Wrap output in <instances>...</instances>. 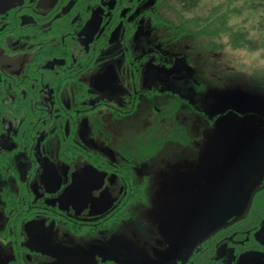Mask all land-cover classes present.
<instances>
[{"label":"flooded vegetation","instance_id":"flooded-vegetation-1","mask_svg":"<svg viewBox=\"0 0 264 264\" xmlns=\"http://www.w3.org/2000/svg\"><path fill=\"white\" fill-rule=\"evenodd\" d=\"M164 1L10 0L0 10L4 18L0 34L8 31L13 38L11 54H0V63L9 58L11 69L7 73L0 67V83L9 77L5 91L13 117L20 118L9 125L1 118L0 125V264H190L193 260L188 257L193 245L186 235L182 246L170 249L177 222L163 219L164 228L161 219L154 221L148 238L127 235L123 216L127 206L139 200L142 184L136 183L135 175L141 172L144 151L128 155L110 145L111 136L106 135L107 141L98 138L106 131L109 115L113 121L133 116L145 100L160 111L156 107L160 90H168L177 100L184 97L179 90H204L188 85L196 78L180 68L191 63L187 50L168 52L155 40L144 46L145 20L159 17ZM1 39L0 46L6 44ZM160 72L173 79L174 87H161L166 78ZM182 82L187 84L176 85ZM238 101L230 103L239 106ZM179 104L169 102L164 116L178 117ZM51 138L63 145L53 150L52 143L46 144ZM107 146L112 150H105ZM19 156L23 160L17 164ZM263 166L248 173L250 184L259 185L249 212L202 242L196 252H205L204 246L214 242L215 250L221 249L218 264L262 263V244L251 247L239 236L250 231L264 239ZM249 216L253 225L248 230L230 233L233 225ZM127 237L141 244L136 254L130 253ZM227 238L233 246L221 245ZM142 239L148 241L141 243ZM154 251L157 259L148 260Z\"/></svg>","mask_w":264,"mask_h":264},{"label":"rangeland","instance_id":"rangeland-1","mask_svg":"<svg viewBox=\"0 0 264 264\" xmlns=\"http://www.w3.org/2000/svg\"><path fill=\"white\" fill-rule=\"evenodd\" d=\"M182 1L186 0L164 1L165 7L159 17L145 20V29L141 32L145 37L144 46L149 47L155 40V44L168 52L187 50L191 63L180 64V68L184 66L183 70L196 78L188 85L203 87L204 90H179L184 96L180 97L181 100L170 97L168 90H160L161 99L156 101L160 111L153 105L148 106L145 100L133 116L113 121L109 115L105 120L106 131L98 136L103 141L108 140L106 135L111 136L110 145H115L119 152L128 155L144 151L141 172L135 175L136 183L142 184L137 197L139 200L131 204L134 197L123 216L129 222L126 231L138 238H148L151 228L156 227L152 225V216H159L155 221L161 219L164 228L166 222H177L176 232L173 231V236H170V243L173 241L171 251L184 244L185 235L189 244L193 245L214 226L208 224L214 222L216 225L227 219L222 217L216 222L217 216L225 214L232 217L238 214L249 195L244 184L250 180V169L259 172L264 165V154L260 155L264 151L263 114L230 103L234 99H247L264 105V0H187L186 5ZM9 5L10 0H0V10ZM2 20L4 18L0 14V22ZM175 26L178 29L185 26L186 29L183 32L173 31ZM0 39L1 43L6 41L0 46V54L10 55L12 36L5 31L0 34ZM9 65V58H4L0 63L1 68L6 67V72L11 73ZM160 73L162 79L166 78L161 87H174L173 79ZM8 78L6 83H0V125L3 122L1 118L8 125L20 119L13 117L12 105H9L10 97L5 91ZM187 82L176 85L184 86L182 84L186 85ZM3 98L7 102L3 103ZM169 102L182 104H179L180 118L179 115L164 116ZM188 110L191 114L185 118ZM185 112L187 115L184 117ZM21 119L24 121V114ZM56 139L51 138L46 143H52L50 147L53 150L63 145ZM52 149L49 151L53 152ZM105 150L112 149L107 146ZM21 160L23 157L19 156L16 163H21ZM226 164H230L231 168H226ZM147 199L157 205L152 209V202L149 204ZM139 208L144 212L147 208V215L137 213ZM136 215H142L139 220L144 224L137 232V224L134 226ZM205 220L207 224H204ZM250 220L249 216L240 224L233 225L230 233L239 229L248 230L253 225ZM254 224H258L257 221ZM95 233L90 232L91 235ZM252 234L249 231L238 236L250 242L251 247H260L261 243L264 248V239ZM128 240L130 253L136 254L135 248L140 250L141 247L139 240L140 246L136 239L135 243L133 239ZM221 245L229 247L233 243L227 238ZM119 246L114 243V247ZM168 247L169 244L166 249ZM206 248L205 245V251ZM220 250L213 253L219 255ZM157 253L154 251L146 259H157ZM202 253L194 251L190 264L210 263L208 255L202 256ZM117 255L122 257L120 253ZM214 264H218V261L214 260ZM261 264H264V258Z\"/></svg>","mask_w":264,"mask_h":264},{"label":"water","instance_id":"water-1","mask_svg":"<svg viewBox=\"0 0 264 264\" xmlns=\"http://www.w3.org/2000/svg\"><path fill=\"white\" fill-rule=\"evenodd\" d=\"M236 103L240 107H242V108H244L246 110L257 111V112H260L261 114H263V116H264V105H262V104L255 103V102L249 101L247 99L238 101ZM263 174H264V170L261 172V177H262ZM251 187H253V188H251ZM258 188H259V185L255 184V183H252V184L248 185L249 195H248V198H247L242 210L238 214H236L231 220H223L220 223H217L216 225H214L211 229L206 231L203 235H201L197 239V241L193 244L192 248L188 251V257L191 256L192 253H194L196 248L202 242H204L205 240H207L208 238L213 236L215 233H217L220 230V228L226 227V226H228V225H230V224H232V223H234L236 221L241 220L246 215V213L249 212L251 204H252V200H253V197H254V194L258 190ZM247 261H248V264H252L253 263V261H250V262H249V260H247Z\"/></svg>","mask_w":264,"mask_h":264},{"label":"bare ground","instance_id":"bare-ground-1","mask_svg":"<svg viewBox=\"0 0 264 264\" xmlns=\"http://www.w3.org/2000/svg\"><path fill=\"white\" fill-rule=\"evenodd\" d=\"M179 146V145H178ZM225 167L226 168H228V169H230L231 168V165L230 164H226L225 165ZM229 172V171H228ZM249 178H251V177H249ZM81 182H84V181H79L78 183H81ZM216 185V184H215ZM224 185H226L227 186V184H226V182L224 183ZM148 201H149V199H147ZM151 202H152V200L151 201H149V204H151ZM157 205V204H156ZM155 204H154V202H152V204L150 205V206H152V209H153V207H155L156 206ZM137 213H139V214H141V213H143L144 214V216H145V213H146V215H147V208L145 209V212H144V209H141V208H139V209H137ZM157 213H158V215H159V208L157 209ZM225 214H223V215H219V216H217L216 217V219H215V221L216 222H218V220L220 221V219L222 218V217H224V218H227V219H224V220H231V217H227V216H224ZM137 216V220H135V224H134V226H136V224H137V227H136V232L138 231V229L140 228V227H144V224H142L141 222H140V218H141V216L142 215H136ZM149 216V215H148ZM150 217V216H149ZM149 217H148V219H149ZM159 216H152L151 217V221H152V223L156 220V218H158ZM203 218V217H202ZM209 218V217H208ZM204 219H205V217H204ZM223 221V220H222ZM215 222V223H216ZM141 223V224H140ZM220 223V222H219ZM204 224H207V222H206V220H205V222H204ZM124 227L125 228H128L129 227V222H125L124 224ZM209 226H213V225H215L214 224V222H212V224H208ZM229 226H231V225H229ZM229 226H227V227H229ZM227 227H222V228H220V230L219 231H221V230H224V229H226ZM167 230L168 231H171V226L170 225H168L167 226ZM128 235H129V237H131V235L129 234V232L127 233ZM129 237H127V238H129ZM212 237V236H211ZM209 239V238H208Z\"/></svg>","mask_w":264,"mask_h":264},{"label":"trees","instance_id":"trees-1","mask_svg":"<svg viewBox=\"0 0 264 264\" xmlns=\"http://www.w3.org/2000/svg\"><path fill=\"white\" fill-rule=\"evenodd\" d=\"M206 247H207L206 251L203 252L201 255L203 256V255L207 254L208 255V261L210 262L208 264H214V260L217 261L216 255L213 253V252H215L216 246L210 242L206 245Z\"/></svg>","mask_w":264,"mask_h":264}]
</instances>
